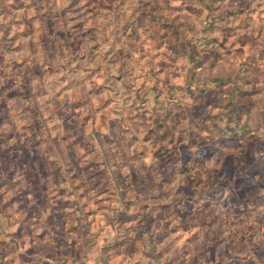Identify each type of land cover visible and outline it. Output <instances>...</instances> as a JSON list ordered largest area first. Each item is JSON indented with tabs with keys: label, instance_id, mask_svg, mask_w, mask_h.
I'll list each match as a JSON object with an SVG mask.
<instances>
[{
	"label": "rangeland",
	"instance_id": "rangeland-1",
	"mask_svg": "<svg viewBox=\"0 0 264 264\" xmlns=\"http://www.w3.org/2000/svg\"><path fill=\"white\" fill-rule=\"evenodd\" d=\"M0 264H264V0H0Z\"/></svg>",
	"mask_w": 264,
	"mask_h": 264
}]
</instances>
